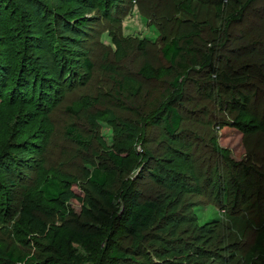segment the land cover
<instances>
[{"label": "rangeland", "instance_id": "obj_1", "mask_svg": "<svg viewBox=\"0 0 264 264\" xmlns=\"http://www.w3.org/2000/svg\"><path fill=\"white\" fill-rule=\"evenodd\" d=\"M233 10L171 89L161 48ZM263 225L264 0H0V264H264Z\"/></svg>", "mask_w": 264, "mask_h": 264}, {"label": "trees", "instance_id": "obj_2", "mask_svg": "<svg viewBox=\"0 0 264 264\" xmlns=\"http://www.w3.org/2000/svg\"><path fill=\"white\" fill-rule=\"evenodd\" d=\"M235 1L238 3L239 0ZM243 4L245 3L243 2ZM239 6L237 8H241V6ZM235 12L236 10L231 11L228 15V19H224V25L222 26V28H220L221 30L219 28H210V31H205L206 37H202V35H200V32L202 31L198 32V29L195 28V33L190 38H187L182 42L172 40L170 43L164 45L161 48V55L163 56L164 60L168 63L170 76H172L170 82L171 89H174L175 87L178 88L180 80H182L184 76L188 77L189 73H194L195 68L197 66L201 65L200 67L202 69H208L209 74H212L214 72L212 60L209 55V52H211V50L206 49V46L207 44L211 45V43L215 42L216 38H218V40H221L230 34L231 23L235 22V17L238 16V13H236V15H233ZM226 22L227 24L225 25ZM211 29H213L214 31ZM213 32L217 33V36L215 38H213V36L211 35ZM205 52H208L207 56ZM85 66L87 70H91L92 68V65L88 61H86ZM140 73L146 79H154L155 77H157L158 74L156 70H153L149 66H146L141 69ZM165 110L166 117L164 131L168 135H173L180 129L182 117L178 112L176 105H167L165 107ZM68 134H73V131L69 129ZM74 138L76 139V137ZM110 157L114 161V163L122 165V159L120 157L115 154H110ZM90 184L95 186L98 191L102 192L103 188H105L106 186L105 176L99 174L97 171H94L91 175ZM41 193L44 199L50 202H60L67 200L71 197L70 194L64 193L60 189L59 184L54 180H48L46 184L41 187ZM155 210L156 208L151 202H144L141 205L135 207L129 221L132 230L136 231L138 229H147L152 223ZM23 213L27 215V218L30 217L28 211L24 210ZM258 231L257 236L261 239L259 240L260 243V241L264 239V225L261 226V229L259 228Z\"/></svg>", "mask_w": 264, "mask_h": 264}]
</instances>
